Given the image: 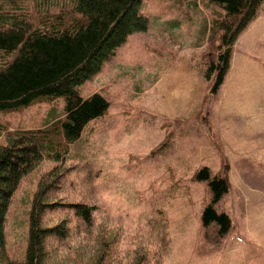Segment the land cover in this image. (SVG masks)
I'll list each match as a JSON object with an SVG mask.
<instances>
[{
  "label": "rangeland",
  "instance_id": "1",
  "mask_svg": "<svg viewBox=\"0 0 264 264\" xmlns=\"http://www.w3.org/2000/svg\"><path fill=\"white\" fill-rule=\"evenodd\" d=\"M139 10L147 30L128 36L78 86L82 96L103 95L107 112L63 160L43 159L20 179L0 253L23 260L31 202L46 184L54 207L43 227L65 230L46 239L43 264H264V1L238 34L214 95L205 58L222 9L205 0H141ZM63 115L57 97L0 112V124L5 132L35 130ZM202 167L228 178L215 204L231 220L223 237L201 224L210 191L193 176ZM72 203L95 209L89 223Z\"/></svg>",
  "mask_w": 264,
  "mask_h": 264
},
{
  "label": "trees",
  "instance_id": "2",
  "mask_svg": "<svg viewBox=\"0 0 264 264\" xmlns=\"http://www.w3.org/2000/svg\"><path fill=\"white\" fill-rule=\"evenodd\" d=\"M222 9L212 24L216 41L206 53L204 76L214 95L229 69L238 34L256 16L264 0H205ZM141 0H0V112L17 111L32 103L62 97L63 118L48 127L5 132L0 124V252L8 205L20 179L41 160H63L69 144L86 125L105 115L110 103L100 93L82 96L78 86L107 61L128 36L147 30ZM213 40V39H212ZM193 178L205 182L210 201L202 210L203 227L215 225L223 237L231 227L217 204L228 192L226 173L211 174L208 167ZM50 185L38 188L28 213L26 248L22 261L0 257L6 264H43L46 239L61 237V225L43 227V215L53 208L46 198ZM74 215L89 223L94 208L70 204ZM67 230V229H66ZM65 236V235H64ZM106 247H108L106 245ZM102 259L96 264H101ZM70 264L75 262L70 261Z\"/></svg>",
  "mask_w": 264,
  "mask_h": 264
}]
</instances>
